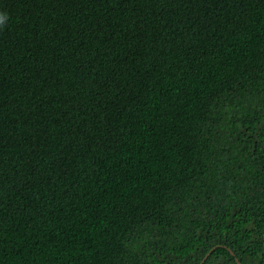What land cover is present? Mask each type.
Segmentation results:
<instances>
[{
    "label": "trees",
    "instance_id": "trees-1",
    "mask_svg": "<svg viewBox=\"0 0 264 264\" xmlns=\"http://www.w3.org/2000/svg\"><path fill=\"white\" fill-rule=\"evenodd\" d=\"M0 16V264H264V0Z\"/></svg>",
    "mask_w": 264,
    "mask_h": 264
},
{
    "label": "clouds",
    "instance_id": "clouds-1",
    "mask_svg": "<svg viewBox=\"0 0 264 264\" xmlns=\"http://www.w3.org/2000/svg\"><path fill=\"white\" fill-rule=\"evenodd\" d=\"M6 19L4 16H0V23H3V21Z\"/></svg>",
    "mask_w": 264,
    "mask_h": 264
},
{
    "label": "water",
    "instance_id": "water-1",
    "mask_svg": "<svg viewBox=\"0 0 264 264\" xmlns=\"http://www.w3.org/2000/svg\"><path fill=\"white\" fill-rule=\"evenodd\" d=\"M230 252L233 254V252H232L231 250H230ZM236 260H237V262H238L239 264H241L240 261H239L237 258H236Z\"/></svg>",
    "mask_w": 264,
    "mask_h": 264
}]
</instances>
